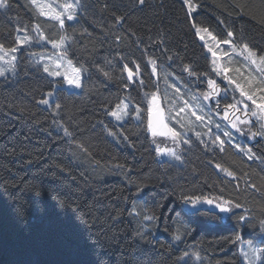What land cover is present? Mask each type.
I'll return each mask as SVG.
<instances>
[{"label":"trees","instance_id":"1","mask_svg":"<svg viewBox=\"0 0 264 264\" xmlns=\"http://www.w3.org/2000/svg\"><path fill=\"white\" fill-rule=\"evenodd\" d=\"M8 2L0 9L5 49L36 25L50 41L62 36L30 0ZM81 2L78 22L64 28L66 54L87 72L81 94L48 77L33 48L19 53L15 77L0 78V264H246L242 242L264 249V153L250 143L258 141L255 125L242 128L251 159L238 150L246 147L241 139L223 151L199 142L178 167L158 158L157 145L167 142L153 143L145 116L137 122L132 109L118 125L108 111L123 99L147 110L172 74L198 90L194 77L211 76V58L194 24L219 41L232 31L236 45L264 55V0H192L199 6L193 17L182 0ZM124 64L140 66L135 80ZM57 86L51 109L43 108L39 101ZM185 196L241 207L189 213Z\"/></svg>","mask_w":264,"mask_h":264},{"label":"rangeland","instance_id":"2","mask_svg":"<svg viewBox=\"0 0 264 264\" xmlns=\"http://www.w3.org/2000/svg\"><path fill=\"white\" fill-rule=\"evenodd\" d=\"M183 1V0H182ZM66 3H75V0H37V4L43 7V10L48 13L51 12H63V5ZM81 0L80 4L76 9V19L73 21H68L65 16V25L66 24H76L78 22V16L81 12ZM34 7L39 10L36 5ZM199 9V6L196 5V10L191 13L190 16H194ZM44 19L56 22L55 20L49 19L46 16H41ZM57 23V22H56ZM62 35H67L62 29ZM40 32L46 37L44 32L40 29ZM210 32V31H209ZM211 33V32H210ZM212 34V33H211ZM25 35L31 37L29 43L20 46L17 44V51L15 53H8V55H4L3 52H0V56H4L3 60H0V69L4 70V76H0V78L7 77H15L17 75L16 64L18 62L19 53L24 49L33 48L35 49L34 53H32V59L38 65H40L43 69L44 66L47 65L50 71H60L64 73L67 71L71 74V69L67 65V61L70 60L68 55L62 57L61 53H66L70 40L65 42V47L63 49H56L52 47L51 41L47 38L46 40L40 39V34L35 31V28L32 31V35L27 32H19L17 37L23 38ZM200 42L205 47L208 55L211 58V76L213 81H215L217 85V93L209 96L208 99H205V94L212 93V89L209 87L207 83V87L209 89L203 91H193L188 88L183 80H181L175 74L169 76L168 79H165L168 82L164 81L163 93L155 95L156 102L155 104H150L149 107H152L153 112L155 108L159 104V100L163 99L164 101V123L167 124L169 128L174 129L178 133L182 139L178 142H174L170 137H151L154 140L164 139L167 143L164 145L165 147H160L162 149H174L176 153L181 157L180 160H176L173 157L166 155H158L160 161H169L178 167L184 166V154L186 151L195 146L196 143H206L212 147H217L221 149L219 141L216 140L217 137L220 140L224 141L223 147L225 143H231L236 145L235 140H242L243 144H246V147L239 146L238 150L245 153L250 148V145L245 141L246 137L242 134L243 126L255 123L259 131L264 130L261 128V125H264V118H258L261 113L260 110L252 104V101H249L245 96H241L239 90L236 88V84H240L244 87L245 92L248 94H253V98L257 103H261V97H264V91H261V87H264V71L258 70L257 65H259V60H257V64H252L250 60L245 59L246 53H242V47L236 45L233 41V37L229 39L231 41L230 44L219 43L217 38L213 40L208 33H201L197 35ZM201 36L203 39H201ZM214 36V34H212ZM211 47L213 51L217 53L215 57H213L212 53L208 51V48ZM235 47V50H233ZM5 49V48H4ZM7 50V49H5ZM15 55L16 60L10 64L11 56ZM260 55L257 54V57ZM262 56V55H261ZM59 62L63 65L61 68H56V63ZM215 62V63H214ZM15 65L13 68L12 65ZM73 67H76L72 63ZM229 69L226 73L227 77L234 81L233 83H229L228 79H225V72L222 69ZM260 69H264V65H259ZM215 69V70H214ZM238 70V71H237ZM46 73V72H45ZM52 80L59 81L62 80L64 83V88L72 93L81 94L84 91V83L87 78V72L81 69V87L76 88L74 86H69L64 79V76H49ZM157 75V73H156ZM251 81V84L249 83ZM60 89L59 86L51 92L52 95L49 96L47 94L46 100L49 101L48 105L41 104V106L45 109H51L52 105L56 101L57 91ZM229 93L233 95H237L238 101L235 105V108L222 109L219 106V100L225 98ZM125 104L128 105L127 115L124 116L121 120H117L115 117L111 116V119L114 120L118 125H124L132 115V109L134 110V119L139 122L145 116V120L148 122L149 111L142 110L138 106L131 104L127 99L122 100ZM212 103L215 106H212ZM248 105V108L245 110L242 106ZM183 108V111L180 109ZM137 109L139 111L137 112ZM256 111L257 116H252L251 112ZM195 112L196 115L201 116L203 119H197L195 115L192 113ZM236 112V113H235ZM249 115H245V113ZM225 113H227V119H225ZM234 114V115H233ZM251 116V117H250ZM251 119H250V118ZM249 118V119H248ZM250 121L249 123H241V121ZM236 123V128L232 127V124ZM239 128L241 131H237ZM225 133H229V135H225ZM262 136L257 135L256 138L259 139ZM244 138V139H243ZM183 140H188L189 143L185 144ZM250 143H255V140L250 139ZM167 146V147H166ZM249 156V154H247ZM250 155L254 156L251 152ZM214 204L216 202H221L218 200H213ZM200 209L210 210L219 212L218 209L213 206H209L207 204H201L198 206ZM184 208L187 212L193 213V210L189 205L184 204ZM220 213V212H219ZM225 214V213H221ZM249 244H251L254 248H261V245L252 242H242V257L246 264H250V261L254 259L253 253L249 248ZM247 253V256L245 255ZM256 264H263V255L259 259H256Z\"/></svg>","mask_w":264,"mask_h":264},{"label":"snow or ice","instance_id":"3","mask_svg":"<svg viewBox=\"0 0 264 264\" xmlns=\"http://www.w3.org/2000/svg\"><path fill=\"white\" fill-rule=\"evenodd\" d=\"M31 4L36 5L38 10H39V14L41 16H46L49 19L55 20L58 24L59 27L61 29L65 28V16L66 19L68 21H73L76 19V9L80 4V0H75V3H66L64 4L63 7V12H48L46 13L43 10V7H41L40 5L37 4V0H30ZM139 4L143 5L145 3V0H138ZM184 5L187 7L188 9V14L191 15V13H193L196 10V5H194L192 3V0H183ZM9 2L8 0H0V9H7L9 7ZM122 17H117V21L121 20ZM193 27H195L196 30V34L200 35L202 32L203 33H208L209 36H211V38L213 40H216L215 36H212V34L209 32V30L207 28H201V27H196L195 24L193 25ZM35 31H37L40 34V39L41 40H46L47 38L43 35V33L40 32V26L36 25L35 26ZM228 37H234V33L232 31H229L227 33ZM201 39H203V37L201 36ZM31 40V37L28 35H25L23 38L17 37V44H19L20 46H23L24 44L29 43ZM70 40V37L67 35H62L58 40L55 41H51L52 43V47L56 48V49H63L65 47V42ZM219 43H224V44H230L231 41L230 40H223V41H217V44ZM242 53H246V57L245 59H248L251 61L252 64H257V60H259V65H264V55L257 57V53L256 51H254L253 49H251L249 47V45L245 42L242 43ZM233 50H235V47H233ZM17 51L16 47H11L7 50L4 49L3 45H0V52H3L4 55H8V53H15ZM208 51L212 53L213 57H215L217 55V53L215 51L212 50L211 47L208 48ZM61 56L64 57L66 56V53H61ZM4 56H0V60H3ZM16 60V56L13 55L11 56L10 61H8L10 64H12L13 61ZM149 63H151L153 65V73L155 74L156 72V61L155 60H150ZM215 63V62H214ZM67 65L68 67L71 69V74H69L67 71H65L64 73H61L60 71H50L49 67L47 65L44 66V72H46L49 76H64L65 81L67 82V84L69 86H74L76 88H80L81 85V68L79 67H73L72 66V62L71 60L67 61ZM259 65H257L258 70L264 71V69H260ZM12 67L14 68L15 65L13 64ZM63 67V65L59 62L56 63V68H61ZM139 68L140 66L138 64H136L135 70H133L131 67H129L128 64H124L123 66V72L127 73V79L129 81H132L134 76H136L139 72ZM215 70V69H214ZM102 71V70H101ZM185 71H189V74H192L190 69L188 68V66H185ZM222 71L225 72V79H228V82L231 84L234 81H232L231 79H229L226 75V73L229 71V69L225 68L222 69ZM238 71V70H237ZM4 70L0 69V76H4ZM103 75L108 78L111 79V75L109 72L104 71ZM141 83H143V81H141ZM251 84V81L249 82ZM209 87L212 89V93L209 94H205V99H208L210 95L212 94H216L217 93V85L215 83V81L213 80H209L208 81ZM236 88L239 90L240 95L241 96H245L249 101H252V104L255 105V107L257 109L260 110L261 115L258 118H264V97H261V103H257L256 100L253 98V94H248L245 92L244 87H242L240 84H236ZM261 91H264V87H261L260 89ZM49 96L52 95L51 92L48 93ZM156 102V96L155 94H153L152 96V100L150 101V104H155ZM39 103L44 104V105H48L49 101L46 99H41L39 101ZM60 105L57 104L56 108H59ZM127 108L128 105L125 104L123 101H121L119 104H117L115 106L114 110H110L108 111V114L115 117L117 120H121L124 116H126L127 113ZM227 108H235V105L229 104L227 105ZM245 108H248V105H245ZM184 109L181 108L180 111H183ZM139 111V109H137V112ZM149 111V119H148V131L151 133L152 137H170L174 142H178L180 139H182V137L180 136V133H178L177 131H175L172 128H169L167 126V124L164 123V117L161 111H159V109H157V114L155 115V117H153V109L152 107H149L148 109ZM193 115L196 116V118L199 119H203L201 116L196 115L195 112L192 113ZM245 115H247V112L245 113ZM252 116H257V112L256 111H252L251 112ZM225 119H227V113H225ZM250 121H241V123H249ZM232 127L236 128V123L232 124ZM261 128L264 129V125H261ZM237 131H241L239 128H237ZM65 134L66 135H70V133L67 131V129H65ZM110 135L112 133H109ZM243 134V133H242ZM225 135H229V133H225ZM257 135L260 136H264V130L261 131H257V132H251V138H255ZM217 141H219L220 146H221V151H223V144L224 141L220 140L219 137L216 138ZM183 142L185 144H188L189 141L188 140H183ZM153 143H155V140H153ZM156 151L158 155H166V156H170L175 158L176 160H180L181 157L176 153V151L174 149H162L159 147V145H157L156 147ZM251 153V149H248L246 154H249V159L252 158V155H250ZM216 167L225 172L226 175L228 176H233L234 174L229 171L226 168H223L221 165L217 164ZM183 202L186 205H189L193 210H195L196 213H199L202 209H200L198 206L201 204H207L209 206H213L214 208L218 209L220 213H230L232 212L233 208H239L241 207L240 204H233L231 201H221V202H216L214 204L212 199H209L207 197H193V196H185L183 197ZM22 215V213L17 210V216ZM146 219H151V217H146ZM247 218L244 216L240 217L241 221H245ZM261 231L264 232V220L261 221ZM175 240L179 241L181 239L180 235H176L174 237ZM240 236H236L235 240L233 241V243H235L236 241L240 240ZM249 248L251 249L254 259L252 261H250V264H256V259H259L261 257V255H264V249L261 248H254L251 244H249ZM185 256L188 255V253L186 252L184 254ZM196 258L199 259V255L195 254ZM247 256V253L245 254Z\"/></svg>","mask_w":264,"mask_h":264},{"label":"flooded vegetation","instance_id":"4","mask_svg":"<svg viewBox=\"0 0 264 264\" xmlns=\"http://www.w3.org/2000/svg\"><path fill=\"white\" fill-rule=\"evenodd\" d=\"M194 79L196 80V82H197V92H199V91H203V90H207V89H209V87H207V83H208V81L209 80H212L213 78L212 77H210V76H203V77H194ZM194 91V90H193ZM230 98H231V96H230V94L229 95H227L225 98H222L221 97V99L219 100V106L222 108V109H230V108H227V105H229V103H230ZM212 106H215L213 103H212ZM236 113V112H235ZM234 115V114H233ZM247 115H249V114H247ZM251 117V116H250ZM249 117V118H250ZM248 118V119H249ZM251 119V118H250ZM254 125H255V127H256V129H257V131H259V128H257V125L255 124V123H253ZM254 145L255 146H258V145H260L261 146V152L262 153H264V138L263 137H261V138H259L258 139V141L256 142V143H254ZM260 150V149H259Z\"/></svg>","mask_w":264,"mask_h":264},{"label":"water","instance_id":"5","mask_svg":"<svg viewBox=\"0 0 264 264\" xmlns=\"http://www.w3.org/2000/svg\"><path fill=\"white\" fill-rule=\"evenodd\" d=\"M136 77H137V76H134L133 80H135ZM242 108H244V109L246 110L245 106H242ZM157 109H159V111L162 112L163 117H164L165 115H164V101H163V99H160V100H159V104L157 105V107L155 108V111L153 112V117H155V115L157 114ZM164 118H165V117H164ZM148 119H149V117H148ZM164 121H165V120H164Z\"/></svg>","mask_w":264,"mask_h":264}]
</instances>
